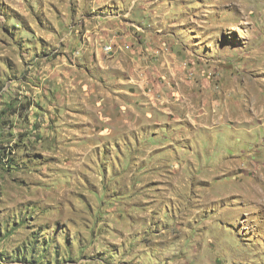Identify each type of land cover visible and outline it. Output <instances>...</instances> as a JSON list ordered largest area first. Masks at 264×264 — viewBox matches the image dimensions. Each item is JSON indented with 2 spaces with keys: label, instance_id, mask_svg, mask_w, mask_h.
<instances>
[{
  "label": "rangeland",
  "instance_id": "1",
  "mask_svg": "<svg viewBox=\"0 0 264 264\" xmlns=\"http://www.w3.org/2000/svg\"><path fill=\"white\" fill-rule=\"evenodd\" d=\"M259 97L264 0H0V264H264Z\"/></svg>",
  "mask_w": 264,
  "mask_h": 264
},
{
  "label": "bare ground",
  "instance_id": "2",
  "mask_svg": "<svg viewBox=\"0 0 264 264\" xmlns=\"http://www.w3.org/2000/svg\"><path fill=\"white\" fill-rule=\"evenodd\" d=\"M112 46V45H111ZM247 89H249V90H252V89H254L255 87H256V85H254V84H252V83H249L247 86ZM252 87H254V88H252ZM259 100H264L263 98H261V97H259ZM264 114V112L261 114V115H263ZM255 120V119H254ZM252 123H253V121H252ZM251 182V181H250ZM244 185V184H243ZM250 189H251V187H250ZM251 191V190H250Z\"/></svg>",
  "mask_w": 264,
  "mask_h": 264
}]
</instances>
